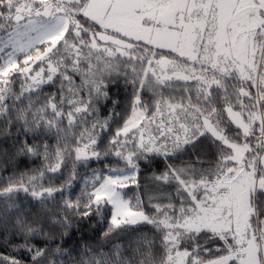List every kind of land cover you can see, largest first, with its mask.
<instances>
[{
	"label": "snow or ice",
	"instance_id": "1",
	"mask_svg": "<svg viewBox=\"0 0 264 264\" xmlns=\"http://www.w3.org/2000/svg\"><path fill=\"white\" fill-rule=\"evenodd\" d=\"M0 264H264V0H0Z\"/></svg>",
	"mask_w": 264,
	"mask_h": 264
}]
</instances>
